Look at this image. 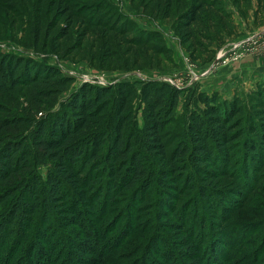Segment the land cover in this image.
I'll return each mask as SVG.
<instances>
[{
    "label": "rangeland",
    "instance_id": "rangeland-1",
    "mask_svg": "<svg viewBox=\"0 0 264 264\" xmlns=\"http://www.w3.org/2000/svg\"><path fill=\"white\" fill-rule=\"evenodd\" d=\"M218 1L230 14L234 33L216 40L209 23L203 22L193 29L199 44L184 46L179 21L193 0H0V52L55 67L73 79L60 102L84 83L128 82L140 89L145 81H160L175 86L181 92L178 124L167 134L174 145L179 133L183 135L190 90L233 102L245 101L264 85V16L256 20L258 0ZM31 94L20 88L10 102L2 96L0 102L20 111L17 105L26 106ZM50 104L44 101L43 107L50 109ZM133 108L142 127L143 107L135 100ZM242 147V142L232 144L231 162L224 167L227 176L201 182L225 194L229 214L220 203H204L177 167L171 174L174 180L167 183L177 187L167 190L175 195L166 197L171 202L166 199L164 204L154 187L145 194V204L140 198L132 210L142 187L136 194L119 188L112 206L103 209L99 202L91 215L81 205L74 211L72 198L47 223L37 214L18 241L10 236L1 245L0 240V264L35 262L38 251L40 264H264V164L249 169L246 177L253 163H245ZM38 174L45 178L46 168L39 167ZM43 229L49 242L41 240ZM227 235L233 237L230 242L223 240ZM31 243L39 247L34 252H28Z\"/></svg>",
    "mask_w": 264,
    "mask_h": 264
},
{
    "label": "trees",
    "instance_id": "trees-1",
    "mask_svg": "<svg viewBox=\"0 0 264 264\" xmlns=\"http://www.w3.org/2000/svg\"><path fill=\"white\" fill-rule=\"evenodd\" d=\"M261 15L264 0H258L256 20ZM230 18L218 0H193L180 17L182 44H199L193 29L203 22L209 23L216 40L231 36L235 26ZM72 85L73 79L55 67L0 52V96L10 102L20 88L32 92L30 103L17 105L20 111L12 112L0 102V116L7 114L0 118L1 245L10 236L15 242L25 236L37 214H42L44 223L61 215L65 202L72 198L76 199L74 211L81 205L92 215L99 202L103 209L112 206L119 199L114 197L119 188L136 194L141 186L132 210L140 198L145 204V194L154 187L166 204V197H175L167 190L177 187L167 183L174 180L171 174L177 167L183 168L178 174L187 178L204 203H220L222 212L229 214L225 194L201 182L227 176L224 167L231 162L233 143L242 142L245 163H253L246 177L249 169L255 171L264 164V85L257 86L245 101L236 98L233 102L218 94L190 90L184 102L183 135L179 133L174 145L167 134L178 124L175 112L181 92L175 86L160 81H145L140 89L128 82L84 83L60 102L59 97ZM135 100L143 107L142 127L134 112ZM44 101L51 102L50 109L43 107ZM232 128L236 129L232 132ZM39 167L46 168L45 178L39 176ZM220 231L216 234L223 233ZM43 232L47 229L41 236L47 242ZM227 236L223 240L230 242L233 237ZM36 248L31 243L28 252ZM41 259L38 251L36 261L27 264H40Z\"/></svg>",
    "mask_w": 264,
    "mask_h": 264
}]
</instances>
